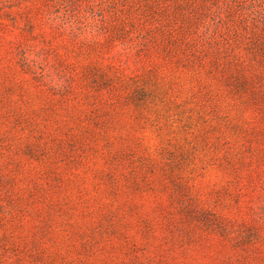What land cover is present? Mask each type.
<instances>
[{"label":"rangeland","instance_id":"1","mask_svg":"<svg viewBox=\"0 0 264 264\" xmlns=\"http://www.w3.org/2000/svg\"><path fill=\"white\" fill-rule=\"evenodd\" d=\"M0 264H264V0H0Z\"/></svg>","mask_w":264,"mask_h":264}]
</instances>
